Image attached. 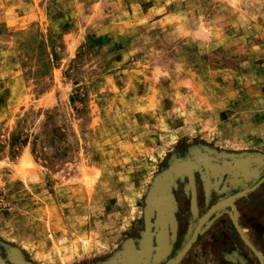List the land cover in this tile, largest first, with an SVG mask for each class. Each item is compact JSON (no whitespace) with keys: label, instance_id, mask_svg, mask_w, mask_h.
<instances>
[{"label":"rangeland","instance_id":"rangeland-1","mask_svg":"<svg viewBox=\"0 0 264 264\" xmlns=\"http://www.w3.org/2000/svg\"><path fill=\"white\" fill-rule=\"evenodd\" d=\"M204 218L176 264H264V0H0V264H174Z\"/></svg>","mask_w":264,"mask_h":264},{"label":"water","instance_id":"water-1","mask_svg":"<svg viewBox=\"0 0 264 264\" xmlns=\"http://www.w3.org/2000/svg\"><path fill=\"white\" fill-rule=\"evenodd\" d=\"M221 204H222V203H221ZM221 204H220V205H221ZM220 205H218V207H219ZM205 219H206V218H204V219L200 222V224H199V226L197 227V229L195 230V232H194V234H193V236H192L190 242L188 243V245L186 246V248L183 250V252H182V254L180 255V257L174 262V264H176L177 262H179V260L182 258V256L187 252V250H188L189 247L191 246V243H192V242L194 241V239L196 238L197 233L199 232V229H200V227H201V225H202V223H203V221H204Z\"/></svg>","mask_w":264,"mask_h":264}]
</instances>
